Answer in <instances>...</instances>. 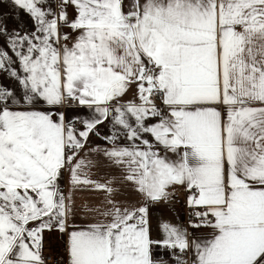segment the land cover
Listing matches in <instances>:
<instances>
[{
  "label": "snow or ice",
  "instance_id": "1",
  "mask_svg": "<svg viewBox=\"0 0 264 264\" xmlns=\"http://www.w3.org/2000/svg\"><path fill=\"white\" fill-rule=\"evenodd\" d=\"M45 232L57 264H264V0H0V264Z\"/></svg>",
  "mask_w": 264,
  "mask_h": 264
},
{
  "label": "crops",
  "instance_id": "2",
  "mask_svg": "<svg viewBox=\"0 0 264 264\" xmlns=\"http://www.w3.org/2000/svg\"><path fill=\"white\" fill-rule=\"evenodd\" d=\"M99 131L102 136L104 133L108 132L109 129L101 126ZM101 136H91L90 141L86 145L83 152L81 153V156L86 161L92 162V167L87 170L89 173V178L95 181L104 182L108 179L118 178L120 175V170L116 166L110 164V162L103 155L90 151V149L92 148H96V147L103 148V147L108 146L106 142L101 139ZM68 179H69L68 174L65 173V178L62 183L65 185L66 191H67ZM116 187L120 189L119 193L115 197L117 200L122 201V202H127L129 199L134 198L135 194L129 186L127 185L122 186V185L117 184ZM103 197H104L103 192L92 191L87 188L79 190L75 194L77 204H80L83 202V203L99 205V203L103 200ZM161 213H163L164 218L171 220L174 223L181 222L184 216L183 212L179 208L160 206L158 208L153 209L154 224H155V219L159 217ZM83 219H85L83 215L78 216L76 219L77 225H79L80 221ZM200 231L202 233L207 232V230H203V229ZM43 254L45 256L46 254L45 249H44Z\"/></svg>",
  "mask_w": 264,
  "mask_h": 264
},
{
  "label": "rangeland",
  "instance_id": "3",
  "mask_svg": "<svg viewBox=\"0 0 264 264\" xmlns=\"http://www.w3.org/2000/svg\"><path fill=\"white\" fill-rule=\"evenodd\" d=\"M59 237L60 234L55 232H51L49 234L46 232L44 234V249L46 251L45 257H54L63 253L64 245Z\"/></svg>",
  "mask_w": 264,
  "mask_h": 264
},
{
  "label": "built area",
  "instance_id": "4",
  "mask_svg": "<svg viewBox=\"0 0 264 264\" xmlns=\"http://www.w3.org/2000/svg\"><path fill=\"white\" fill-rule=\"evenodd\" d=\"M167 207H175V208L181 209V211L184 214L182 221L184 222L187 221V211L188 210L184 203V193L182 190L178 189L176 191L174 200ZM57 259H60L62 261L64 259V252L57 256L49 257V259H47L46 261V264H57Z\"/></svg>",
  "mask_w": 264,
  "mask_h": 264
}]
</instances>
